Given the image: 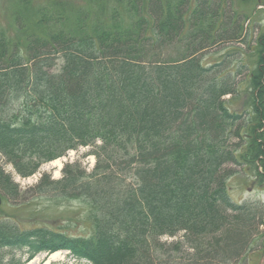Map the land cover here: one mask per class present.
Returning a JSON list of instances; mask_svg holds the SVG:
<instances>
[{
    "label": "trees",
    "instance_id": "16d2710c",
    "mask_svg": "<svg viewBox=\"0 0 264 264\" xmlns=\"http://www.w3.org/2000/svg\"><path fill=\"white\" fill-rule=\"evenodd\" d=\"M124 1L111 6L110 23L56 1L13 0L9 8L13 35L0 27V158L28 177L84 146L95 165L88 172L74 160L59 179L44 173L32 188L38 198L84 205L87 235L1 218L0 251L25 249L31 259L67 250L91 264H229L264 234V205L236 202L228 190V165L238 158L259 174L264 90L249 95L253 117L223 104L233 89L214 76L219 65L205 67L196 55L216 38L214 15L206 29L194 23L205 36L189 34L185 49L165 60L157 49L179 35L188 0H166L160 18L156 0ZM203 2L192 10L197 20ZM126 8L129 25H113ZM255 49L260 63L264 28ZM56 54L62 66L53 72ZM250 72L255 90L264 67ZM0 194L21 199L1 164Z\"/></svg>",
    "mask_w": 264,
    "mask_h": 264
},
{
    "label": "rangeland",
    "instance_id": "374dc122",
    "mask_svg": "<svg viewBox=\"0 0 264 264\" xmlns=\"http://www.w3.org/2000/svg\"><path fill=\"white\" fill-rule=\"evenodd\" d=\"M43 2L56 1L68 10L82 8L88 13L89 19L95 23L94 17H99L104 22L110 23L108 12L111 6L123 5L124 0H39ZM147 1V0H146ZM176 0H170L174 3ZM204 1V2H203ZM13 0H0V27L8 30L13 35L11 28V20L9 17V8ZM166 0H156L158 9L165 6ZM201 2H203V14L197 20L192 16V10ZM118 9V8H117ZM157 10L159 18L162 16L161 10ZM215 16L214 33L216 38L214 42H206L204 48L196 53L201 60V64L205 67H219L215 70L214 76L218 79L221 77L227 79L228 84L233 89V93L225 94L221 97L223 104L233 112L245 114L250 112L249 117L255 116V111L248 103L252 97H249L253 91L254 95L259 90H264V79H260V84L254 88L248 86L252 79L251 70L264 67V53H261L262 60L258 63L256 49V40L258 35L264 28V5L259 4L256 0H188V3L182 7V26L179 35H175L173 40L166 45H162L157 49L160 58H175L180 51L185 49L188 35L192 33L197 35L198 39L205 36V30L195 32V21L199 26L206 29L207 21ZM107 18V21L105 19ZM99 19V20H100ZM100 20V21H101ZM131 14L125 11L120 12L115 24L119 28L129 25ZM207 31V30H206ZM187 39V40H186ZM57 55V56H56ZM54 64L51 71L58 72L62 66L60 55L56 54ZM257 91V92H256ZM264 93V92H263ZM262 107L258 106L260 110ZM244 120V119H243ZM261 128L260 130H262ZM241 142L247 144V140ZM91 147L80 146L76 150H68L66 155L56 159H60L61 167L57 168L50 164L51 161L42 163L34 174L28 177H20L15 174L11 165L5 163L0 158V164L3 168L13 175V180L17 183L21 199L10 200L5 202L1 197L0 219L7 218L17 220V224L23 229H27L32 225H45L48 228H60L61 232L79 235H87L84 230V205H80L77 201H57L55 199L38 198L32 189L39 181L42 175L48 174L52 179H59L62 175V168L66 163L74 160L84 167L86 171H91L95 165V156L90 153ZM241 152V151H240ZM263 155V154H262ZM260 159L264 156H257L254 161L258 166L259 174H257L253 165L247 164L246 160L238 158L239 164H229L228 167L234 171V174L228 180V190L231 198L236 202H247L264 205V170L260 167ZM55 160V159H54ZM58 171V172H56ZM1 196V194H0ZM86 215V212H85ZM261 228V227H260ZM262 231L264 227L261 228ZM179 233L174 237L162 236V242H172L181 239ZM251 251L246 255H242L238 259H234L229 264H264V234H258L254 237ZM4 248V247H2ZM58 251L55 257H51L53 252ZM51 253H38L36 256L28 259L25 249L6 248L0 251V258L5 262L8 258L13 257L19 264H91L86 259H76L67 250H56ZM2 254V255H1ZM180 255L172 253V259L178 260ZM16 263V262H14Z\"/></svg>",
    "mask_w": 264,
    "mask_h": 264
},
{
    "label": "bare ground",
    "instance_id": "6f19581e",
    "mask_svg": "<svg viewBox=\"0 0 264 264\" xmlns=\"http://www.w3.org/2000/svg\"><path fill=\"white\" fill-rule=\"evenodd\" d=\"M50 164L53 165V166H56L57 168L61 167V161H60V159H55V160H53L52 162H50ZM56 172H58V171H56ZM57 254H58V251L53 252V253L51 254V257H55ZM36 255H37V254H36ZM36 255H35V256H36Z\"/></svg>",
    "mask_w": 264,
    "mask_h": 264
},
{
    "label": "water",
    "instance_id": "95a60500",
    "mask_svg": "<svg viewBox=\"0 0 264 264\" xmlns=\"http://www.w3.org/2000/svg\"><path fill=\"white\" fill-rule=\"evenodd\" d=\"M0 205H1V196H0Z\"/></svg>",
    "mask_w": 264,
    "mask_h": 264
}]
</instances>
